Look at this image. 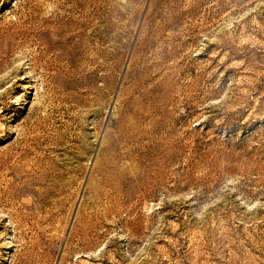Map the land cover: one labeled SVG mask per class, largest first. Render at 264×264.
Segmentation results:
<instances>
[{
  "label": "rangeland",
  "instance_id": "rangeland-1",
  "mask_svg": "<svg viewBox=\"0 0 264 264\" xmlns=\"http://www.w3.org/2000/svg\"><path fill=\"white\" fill-rule=\"evenodd\" d=\"M0 264H264V0H0Z\"/></svg>",
  "mask_w": 264,
  "mask_h": 264
}]
</instances>
